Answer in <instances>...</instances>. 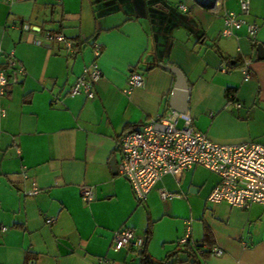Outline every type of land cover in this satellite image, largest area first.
<instances>
[{
    "label": "crops",
    "instance_id": "1",
    "mask_svg": "<svg viewBox=\"0 0 264 264\" xmlns=\"http://www.w3.org/2000/svg\"><path fill=\"white\" fill-rule=\"evenodd\" d=\"M239 1L217 0L215 10L192 0H0V67L12 56L26 71L0 96V264H140V250H115L112 239L123 228L143 237L148 222L155 263L186 236L207 247V225L222 253L205 264H264V205L207 201L215 173L195 166L179 182L166 174L140 203L109 164L120 158L125 128L170 108L175 75L164 64L184 74L187 112L210 140L264 144V59L256 54L264 0H249L245 19L259 24L254 39L244 26L222 34L223 11L239 13ZM44 31L76 38L74 55ZM94 59L101 70L94 96L68 95ZM131 71L142 73L145 86L126 93ZM198 168L215 177L198 178ZM33 181L39 191L26 195ZM83 185L92 187L91 201L81 198ZM161 190L172 195L162 198ZM169 261L190 264L181 251Z\"/></svg>",
    "mask_w": 264,
    "mask_h": 264
},
{
    "label": "built area",
    "instance_id": "2",
    "mask_svg": "<svg viewBox=\"0 0 264 264\" xmlns=\"http://www.w3.org/2000/svg\"><path fill=\"white\" fill-rule=\"evenodd\" d=\"M13 2L17 0H5ZM195 3L217 8V0H192ZM239 13L224 10L222 13V34L230 36L235 30L245 27L251 39L255 38L259 24L248 21L245 16L249 13V0L239 1ZM180 8L185 10V5ZM29 24H23L22 29L28 30ZM48 40L63 44L67 56L74 55L75 41L65 37L62 33H45ZM92 50L96 58L99 47L92 43ZM1 51V50H0ZM244 78L249 76L248 61L242 66ZM26 73L24 67L16 63L11 56L0 67V96L9 94L13 84L18 83L20 75ZM101 76V70L94 59L84 66L74 83L69 87L67 94H84L94 96V84ZM145 80L142 73L131 71L124 89L129 93L133 87H144ZM236 107L240 103H234ZM3 114V111H1ZM117 150L120 158L116 162L117 173L130 184L136 199L141 203L153 185L164 175H172L177 182L183 173L195 166H202L215 173L219 180L208 194L207 201L211 203L226 202L238 208H247L253 203L264 205V144L256 141H246L233 144H221L210 140L205 132L195 127L194 119L189 112H181L169 108L164 113L156 114L141 125L124 132L117 141ZM19 154V150L16 149ZM22 174L26 177V171ZM39 191L33 181L31 189L26 195H35ZM162 198L171 196L164 190L160 191ZM80 196L84 201H91L94 197L91 186L80 187ZM49 222L53 217H49ZM6 228L0 226V230ZM187 236L179 240L187 241ZM143 237L135 234L131 228H123L114 232L112 247L115 250L130 251L132 247L140 250ZM222 249L212 247L211 255H219ZM104 258H98L93 264H103Z\"/></svg>",
    "mask_w": 264,
    "mask_h": 264
},
{
    "label": "trees",
    "instance_id": "3",
    "mask_svg": "<svg viewBox=\"0 0 264 264\" xmlns=\"http://www.w3.org/2000/svg\"><path fill=\"white\" fill-rule=\"evenodd\" d=\"M73 40L76 41V38H73ZM76 47V45H75ZM234 94V91L230 90L228 92V95ZM134 128H125L124 131L119 135V137L126 131ZM118 137V139H119ZM117 139V141H118ZM152 235V223L148 222L144 235H143V243L139 252V263L140 264H166L170 262V258L173 257V255L181 251L186 254V260L190 262V264H205L207 258L211 255V249H212V233L207 225H204V237H203V243H205L204 247L200 243H197L195 241H192L191 239H187L185 243L182 244V248H180L178 251L174 253L167 254L162 260H160L158 263H155L150 256L147 253V245ZM132 249V248H131Z\"/></svg>",
    "mask_w": 264,
    "mask_h": 264
},
{
    "label": "water",
    "instance_id": "4",
    "mask_svg": "<svg viewBox=\"0 0 264 264\" xmlns=\"http://www.w3.org/2000/svg\"><path fill=\"white\" fill-rule=\"evenodd\" d=\"M256 54L260 59H264V44L258 43L256 45ZM164 68L168 69L175 75V84L173 88V92L169 101V106L172 109L179 110L181 112H187V90L188 85L182 71L176 67L169 64H164ZM116 159L112 156L109 160V164L113 174H117L116 169ZM193 187L190 188V191H193Z\"/></svg>",
    "mask_w": 264,
    "mask_h": 264
},
{
    "label": "rangeland",
    "instance_id": "5",
    "mask_svg": "<svg viewBox=\"0 0 264 264\" xmlns=\"http://www.w3.org/2000/svg\"><path fill=\"white\" fill-rule=\"evenodd\" d=\"M44 33H46V32L44 31ZM196 176H197L198 178H203V179L210 177L209 181H210L212 178L215 177L214 174L210 173L209 171H207V170H205V169H203V168H198V169L196 170Z\"/></svg>",
    "mask_w": 264,
    "mask_h": 264
}]
</instances>
